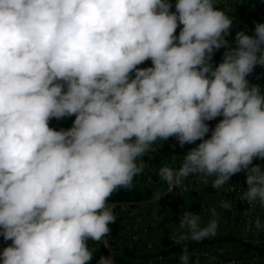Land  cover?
<instances>
[{
	"label": "clouds",
	"instance_id": "1",
	"mask_svg": "<svg viewBox=\"0 0 264 264\" xmlns=\"http://www.w3.org/2000/svg\"><path fill=\"white\" fill-rule=\"evenodd\" d=\"M215 3L177 0L173 12L168 0H0V236L12 242L2 264H90L87 241L103 242L116 219L109 198L169 137L201 142L179 168L160 167L168 189L197 174L220 189L245 171L242 199L264 206V169L252 163L264 159V95L246 79L264 66V23L231 47L232 19ZM73 115L71 128L49 127ZM178 224L187 232L176 244L217 234V219L202 226L188 210Z\"/></svg>",
	"mask_w": 264,
	"mask_h": 264
},
{
	"label": "built area",
	"instance_id": "2",
	"mask_svg": "<svg viewBox=\"0 0 264 264\" xmlns=\"http://www.w3.org/2000/svg\"><path fill=\"white\" fill-rule=\"evenodd\" d=\"M254 3L261 6L258 0H248L245 4L247 13L244 16L249 19L254 17L248 11L255 7ZM236 11L239 16L240 8ZM256 23H264V19L245 21L242 29L237 26L232 28L225 39L231 47H235L236 32L254 35ZM224 51L223 47L214 51L211 61L213 67L222 62ZM215 53H220V57L217 58ZM246 79L250 85H259L264 95V66L257 65ZM222 118L218 116L206 121L210 130L205 139L210 137L211 130ZM197 144L196 141L181 147L175 137H169L153 143L151 151L141 157L143 171L133 178L132 185L148 188L149 198L142 202H108L117 211L118 231L113 238L116 248H135L137 253L131 257L133 264H180L181 245H186L190 253L188 264H264V227L245 230L257 218L264 225V206L258 200L250 206L242 199L248 187L245 171L231 176L220 189L211 186L214 176L190 175L173 189H168L161 179L160 167L179 168L183 156ZM140 162L138 159L137 163ZM252 163L264 169V159L254 158ZM225 202L230 203L232 208H223ZM249 208L248 215H243ZM212 209L216 210V217L212 216ZM187 210L200 215L202 226L213 218L217 219L216 236L199 242L186 240L181 241V245L176 244V237L187 232L186 228L181 229L178 224ZM11 243L0 236V251Z\"/></svg>",
	"mask_w": 264,
	"mask_h": 264
},
{
	"label": "trees",
	"instance_id": "3",
	"mask_svg": "<svg viewBox=\"0 0 264 264\" xmlns=\"http://www.w3.org/2000/svg\"><path fill=\"white\" fill-rule=\"evenodd\" d=\"M246 3H248V0H233V4L226 9L224 5L225 3L218 0V2L216 3V7L221 10L226 9L225 14L231 13L232 18L237 23V27H240L242 29L245 21H248L251 19H258L259 17L264 16V0H258V3L261 6L258 7L256 3H254L253 5L255 7L253 9L248 10L254 16L250 19L244 16V13L245 14L247 13L246 6H245ZM233 6H236V8L237 6L238 8L240 7L239 16H237L236 10L234 12H231L230 9ZM215 56L219 58L220 53H215ZM49 126L53 130H56V128H58L59 126H61L64 129H69V125H68V122L66 121V117L61 118L59 120L52 118L49 121ZM200 142L201 141L199 140L197 141L198 144ZM149 196H150V190H148V188L146 187L141 188L139 186L137 187L135 185H132L130 189L128 188L118 189L116 192L112 194L108 202L117 203V204L122 203V202H129V201L142 202V201H146L149 198ZM112 211L116 219L114 223L109 225L110 232L106 236V238L108 239L109 245L112 248L113 264H133L131 261V257L137 253L136 249L132 248V249L119 250L116 248L114 244L115 242L113 238L116 236L117 231H118V223H117L118 217H117V211L113 207H112ZM87 243H88L89 248L93 250V258L90 264H97V261L100 256H104V255L109 256L108 248L104 242H95V241L89 240L87 241Z\"/></svg>",
	"mask_w": 264,
	"mask_h": 264
},
{
	"label": "rangeland",
	"instance_id": "4",
	"mask_svg": "<svg viewBox=\"0 0 264 264\" xmlns=\"http://www.w3.org/2000/svg\"><path fill=\"white\" fill-rule=\"evenodd\" d=\"M219 1H222L224 2L225 4V8L227 9L228 7H230L232 4H233V0H219ZM168 2L172 5V7L170 8V11H175V3L177 2V0H168ZM218 2V0H216V3ZM216 3L214 4V7L217 9V10H221V9H218L216 7ZM238 8V6H237ZM236 6H233L231 7V12H234L236 9ZM240 8V7H239ZM226 9H223L222 11L225 12ZM230 19H232V14L231 13H227L226 14ZM259 18H263L264 19V16L263 17H259ZM237 26V23L234 19H232V25H231V28L229 30V32H231L232 28H235ZM182 28V26L178 25V28L175 32V35L178 37L179 35V32H180V29ZM152 64H151V61L150 60H146L145 62H143L142 64L138 65L137 68H147V67H151ZM131 76H134V73L131 74ZM75 119V116H68L66 117V121L68 122V125H69V128H71L73 126V121ZM50 127V126H49ZM61 129H64L62 128L61 126H59L58 128H56V130H61ZM64 130H67V129H64Z\"/></svg>",
	"mask_w": 264,
	"mask_h": 264
},
{
	"label": "water",
	"instance_id": "5",
	"mask_svg": "<svg viewBox=\"0 0 264 264\" xmlns=\"http://www.w3.org/2000/svg\"><path fill=\"white\" fill-rule=\"evenodd\" d=\"M104 243H105V245H106L107 248H108L109 256H111V257L113 258L112 248H111V246L109 245V242L106 240V238H105Z\"/></svg>",
	"mask_w": 264,
	"mask_h": 264
}]
</instances>
